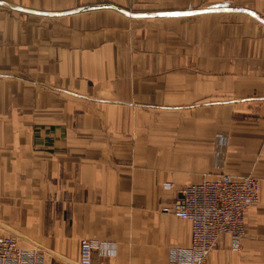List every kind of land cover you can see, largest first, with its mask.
<instances>
[{
    "label": "crops",
    "instance_id": "crops-1",
    "mask_svg": "<svg viewBox=\"0 0 264 264\" xmlns=\"http://www.w3.org/2000/svg\"><path fill=\"white\" fill-rule=\"evenodd\" d=\"M221 172L258 202L206 264H264V0H0V238L167 264L191 224L160 200Z\"/></svg>",
    "mask_w": 264,
    "mask_h": 264
},
{
    "label": "built area",
    "instance_id": "built-area-1",
    "mask_svg": "<svg viewBox=\"0 0 264 264\" xmlns=\"http://www.w3.org/2000/svg\"><path fill=\"white\" fill-rule=\"evenodd\" d=\"M223 162L221 167H223ZM167 182L163 189L174 190ZM258 202V180L252 175L236 177L223 172L213 179L177 191L172 201L160 200V211L191 224V243L186 248L171 247L167 264H206L218 238L228 236L232 250L241 249L244 235V212ZM94 240L82 239L79 244V264H92V252L101 246ZM46 256L35 248L22 247L18 238H0V264H47Z\"/></svg>",
    "mask_w": 264,
    "mask_h": 264
},
{
    "label": "rangeland",
    "instance_id": "rangeland-1",
    "mask_svg": "<svg viewBox=\"0 0 264 264\" xmlns=\"http://www.w3.org/2000/svg\"><path fill=\"white\" fill-rule=\"evenodd\" d=\"M47 259V258H46ZM48 260V259H47ZM48 263V262H47Z\"/></svg>",
    "mask_w": 264,
    "mask_h": 264
}]
</instances>
